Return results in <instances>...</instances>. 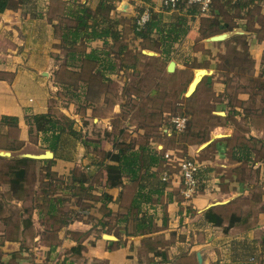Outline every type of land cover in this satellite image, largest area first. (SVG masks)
I'll return each instance as SVG.
<instances>
[{"label": "crops", "instance_id": "1", "mask_svg": "<svg viewBox=\"0 0 264 264\" xmlns=\"http://www.w3.org/2000/svg\"><path fill=\"white\" fill-rule=\"evenodd\" d=\"M71 3L85 4L100 16L98 20L107 17L119 22L118 39L106 36L91 41L85 49L87 54L95 51L100 58L108 57L106 78L99 81L115 86L113 95L90 93L81 103L65 97L67 80L62 78V69L80 74L88 67L94 79L100 66L70 65L60 48L54 26L63 16L62 12L56 15V10ZM213 4L212 11L199 16L195 7L165 10L159 0L9 1L0 13V171L8 160L24 158L59 177V188L65 187L62 181L66 183L71 174L81 172L88 175L84 186L91 189L82 198L56 191V197L67 199L58 207L57 219L65 214L63 223L36 206L45 196L46 178H27L25 193L17 195L10 178L0 175V264H264V11L257 0H245L233 9L224 6L223 0H213ZM101 6L105 10H99ZM147 8L158 18L160 33L153 31L149 38H142L133 34V23ZM214 19L224 30L202 38V20ZM180 27L185 32L182 37L169 48L163 46L161 39L174 37ZM221 35L225 36L222 41H211ZM236 39L247 42L252 61L247 78L233 79L226 65L219 68L213 60L216 57L231 65V56L243 52ZM199 43L201 51L193 50ZM161 56H167L165 71L169 74L185 70L192 62L205 65L193 67V79L200 71L205 73L190 96V108L199 113L196 107L203 101L204 116L215 122L202 133L193 126L185 140L172 134L170 124H160L157 140L149 146L127 140L129 149L143 155L136 162V174L125 175L118 187L106 188L105 171L93 164L113 152L115 135L121 133L115 120H125L121 125L125 128L120 129L137 136L130 131L137 126L135 120H143L149 111L148 117H153L155 110L141 104L137 99L141 91L135 86L143 83L139 69L145 66L140 59L157 61ZM170 62L175 63L172 73L167 71ZM156 88L147 95L157 96ZM46 114L73 121L77 131L91 129L92 123L101 130L89 136L100 147L85 148L64 134L58 149L49 150L42 135H31L27 124V119ZM138 130L144 132L141 127ZM169 150L195 158L201 165L197 174L201 191L190 202L182 199L176 169H170L169 182L161 180L162 155ZM46 151L52 158L25 157ZM154 151L159 157L155 164L151 162ZM6 153L9 156L2 155ZM241 201L245 202L242 207L229 210ZM208 210L223 217L222 227L206 221ZM231 213L241 221L224 232Z\"/></svg>", "mask_w": 264, "mask_h": 264}, {"label": "trees", "instance_id": "2", "mask_svg": "<svg viewBox=\"0 0 264 264\" xmlns=\"http://www.w3.org/2000/svg\"><path fill=\"white\" fill-rule=\"evenodd\" d=\"M9 1L10 0H0V13L3 12L9 6ZM244 1L232 3L230 0H223V3L225 4L224 6H226L227 8L233 9L241 5ZM259 1L260 0H257L258 6L259 8H261ZM58 4H60V2ZM213 6L214 4L212 0L210 11H212ZM100 9L105 10L103 6H101L99 10ZM165 10H169V9H165ZM189 10H193V8ZM143 11L144 9L139 13V15ZM60 12H62L63 21L55 25L54 29H55V33L59 36L60 39V48L68 56V60H69L68 64L70 65H73L75 63L82 64L81 68L82 67L84 68V65L92 67V65L99 64L104 69L100 68L99 66V70L97 71V73L96 72L94 73L95 75L94 77L100 81L105 79L106 78L105 72H107V69H105L104 65L107 62L108 57L100 58V56L94 53L95 51L87 54L85 52V49L87 44L90 43L91 41H95L97 39H104L106 38V36L113 37V39L115 40L118 39V36L121 33L118 30L119 22L118 21L110 22L109 19H107V17H103V18L101 17L103 20H98L96 17H100V16L93 15L91 10L85 4L71 3L70 5L67 4V6L63 5V8L60 10ZM136 19L133 23L134 35L142 38H149L153 31H157L160 33L159 20L157 18L156 21V16L153 14V11H151V17L149 22L145 25V27H143L140 30H137L136 28V24H135ZM202 22H203L201 28L202 38H205L207 36L213 35L215 33L224 30V27L223 28L220 27V22L217 19L211 21L202 20ZM184 33H185L184 30L180 27V30L175 31L174 37H171L169 35L168 37L161 39V43L163 44V46L169 48L171 44L180 37H182ZM234 42L235 43L238 42L237 44L241 46L243 52L239 56L232 55L231 56L232 59L237 57L234 59L233 64L230 65V62L228 61V63L225 65L227 68L230 67L236 68L237 72L240 73L241 75L242 74L246 75L247 72L249 74V69H251L252 67V61L246 51L247 42L246 41L244 42L242 40L240 41L237 39ZM65 73L72 75L78 74L68 70H66ZM90 84L91 82L89 81V79H85V78H83L81 84L77 86H73V84L67 82V84L63 88L65 97L69 101L75 100V101H80L81 103L82 102L81 99H82L83 102H86L88 95L90 94V86H91ZM185 100L190 102V100H192V97L185 98ZM180 111L182 112L180 113L177 112L175 114L185 115L188 117L187 127L183 133L178 134L172 130L173 131L172 134L176 136H182L184 139H186L189 136L188 131L191 128V123L189 122L190 118L184 109ZM190 117H192L191 114ZM13 122H15V120L11 119V124H13ZM27 124L29 125L30 128V134L42 135L43 142L45 143L47 148L53 152H55L58 149V146L62 139V135L64 134L73 137L76 140H79L85 148L91 147L93 148V150H97L100 147V143L98 140H94L88 136L82 135L81 131H77L74 129L73 121L65 117L57 118L50 114L33 116L27 119ZM114 139L115 140L113 142V146H114L113 152L103 154L102 161H98L97 163L93 164L95 167H98L102 171H105L106 174L105 178H107L106 188H114L120 186L122 184V178L125 175H131V176L135 175L136 162L139 160V158H141V156H143L142 154L133 152L131 149H129L128 144L119 141L120 139L118 134L115 135ZM155 151L154 153H152L154 158L151 160V162L154 164L155 161L157 162V158H159L155 156L157 155V152ZM0 161L3 160L0 159ZM106 161L111 164H107ZM4 164L5 165H3L4 166L3 170L5 169V171L3 170L0 171L1 178H10L11 180L10 185L11 186L13 185V188L17 190V195H22L25 193V183L27 182V177L29 173L31 174L34 173L39 178L47 179V182L50 185L48 186L47 184L46 186L42 187V191L45 196L42 200L39 199V201H42L41 203H39L41 205L37 203L36 206L40 210H42V208L48 210V214L50 215L52 220L61 221L63 223L65 222V217H64L65 214L64 216H62L63 217L62 219L58 220L57 213L58 211H60L58 210V207L60 208L63 207L67 199L56 197L55 194L57 190H61V192H68L71 197L74 196V197L82 198L83 194L88 193L89 190L91 189L89 187L84 186L85 178H87L88 176L85 173L80 172V173L71 174L68 177L69 179L66 183L62 181V183L65 184V187L59 188L61 185V181L57 179L59 177H57L54 173L50 172L47 167L44 169L43 168L39 169V167L37 168L35 161L22 158V159L8 160ZM103 199L107 200L108 197L103 196ZM2 210H3V204H1L0 202V211ZM205 219L215 227H222L224 223L223 217L220 214L216 213L214 210H208L205 213ZM240 221L241 219L238 215H236V213H231L228 216L227 226L223 229V231L227 232L229 228L238 224V222Z\"/></svg>", "mask_w": 264, "mask_h": 264}, {"label": "rangeland", "instance_id": "3", "mask_svg": "<svg viewBox=\"0 0 264 264\" xmlns=\"http://www.w3.org/2000/svg\"><path fill=\"white\" fill-rule=\"evenodd\" d=\"M56 8H57V6L55 7V9ZM56 11H57L56 15H59L60 9H58ZM263 18H264V12H263ZM261 23L264 26V20H262ZM199 41H200V39H199ZM196 43H198V42H196ZM146 46L150 47L151 45H146ZM157 48H158V45H157ZM201 49H202L201 43L195 45L193 48V50H199V51H201ZM235 58H237V57H235ZM213 60H215V63L217 64V66H219V68L224 67L223 65H225V62L222 63V60H221V62H219V60L216 57H213ZM140 61H141V64L144 65L145 67H144V70H142V68L139 69L143 74L141 76L142 79L140 80V81H143V83L140 84V87H138V88H137V86H135V89L138 90L139 93L141 91L140 96L137 99L141 101V104H142V102H144L146 104V106L148 107L147 109L152 108V110H155V113H153V117H152V115H151V117H148V114L150 111L146 112L147 116L142 117V118H144L143 120L133 119V120H135L137 126H134L135 128H130V131H134L137 136H131L132 135L131 132H129V131L126 132L125 129H123V128L120 129L121 127H124L121 125L125 120H121V119L115 120L117 122V123H115V125L117 126V130L121 131V133H118L119 139H120L119 141L127 144L126 141L130 140V141H134L135 143H142V144L145 143L147 146H149V144L151 142H155V140H157V132H158L157 128L161 126L160 124H165V125L168 124L169 125L170 116L174 115L177 112H179V113L182 112V111H180L182 109H184L187 112V115L190 118L189 122L191 123V128L194 126L195 129L199 131L198 133H202L203 131H207L209 129V127H211V125L214 124L215 120L209 119L207 116H204L205 105L203 104V101H201L200 104L198 103L199 106L196 108L199 111V113H197L190 108L191 107L190 104H192L193 102L190 103L189 101L185 100V98H187L186 92H187L189 83L193 79V71H192L193 67H201V66L205 67V65H203L202 63L192 62L191 66H184L183 67V68H185V70L180 71L179 73L177 72L175 74H169L165 71L166 64L168 62V59L166 56H161V58H157V61H154L153 59L152 60L140 59ZM233 62H232V64H233ZM227 63L228 62H226V64ZM188 67H190V68H188ZM63 70L64 69H62V71H61L63 74L62 78L65 81L67 80V82L73 84V86L79 85L78 82L82 81L83 78L89 79V81L92 82L91 84H93L92 86H90L91 95H95L96 92H98V93L102 92L103 93L104 91L110 95L117 93V88L115 86H113L111 84L110 85L109 84L108 85H105V84L102 85V83H100L97 78L92 79L91 78V72H89L88 67L83 69L82 72L80 74H77V75L67 74V73H65L66 71H63ZM227 71L231 72V76L233 79H237L239 77H244V78L249 77L248 72L246 73V75L245 74H242V76L238 75L236 68L231 69V67H230V68H227ZM196 74H197V72H196ZM201 81H202V78H201ZM134 82H136V81L134 80ZM154 85H157V88H156L157 89V96L154 97L151 95L150 96L147 95L148 90L153 89ZM132 92L134 93L133 89H132ZM198 96L199 95H196L195 98H193L194 102H196ZM179 104H182V105H179ZM188 112H189V114H188ZM194 112H195V118L191 119L190 114H191V116H194ZM162 114H165V116L161 117ZM199 114H200V116H199ZM131 122H132V120H131ZM83 123L89 124V123H91V121L90 122H82V124ZM91 126L92 127L89 130L82 131V129H81L82 135L89 136L90 133H91V135H96V133H97L96 131L101 130V129H98L97 127H94V125L92 123H91ZM140 127L144 129L143 130L144 134L140 130H138ZM191 132L194 133V131H191ZM128 136H130L131 138L128 139ZM92 137H95V136H92ZM189 140L194 142L193 140H195V139L189 138ZM197 142H199V141L197 140ZM170 151H172V150H169L166 152H170ZM172 152H178L177 157H179V158L183 157L182 153H180L177 150L172 151ZM164 154H163V156H164ZM1 167H2V165H0V168ZM3 168H4V166H3ZM3 171H5V169ZM27 178H39V177H37V175L34 173L33 174L29 173ZM244 203L245 202H242V201L237 202L236 204L231 206V208H229V210L230 209L235 210L237 208H240V207H242V205Z\"/></svg>", "mask_w": 264, "mask_h": 264}, {"label": "built area", "instance_id": "4", "mask_svg": "<svg viewBox=\"0 0 264 264\" xmlns=\"http://www.w3.org/2000/svg\"><path fill=\"white\" fill-rule=\"evenodd\" d=\"M236 3L244 0H230ZM261 9L264 11V0H260ZM163 9L177 10L180 6L186 8H197L199 16L207 15L210 12L212 0H159ZM151 17V9H144L136 19L137 30L142 29L149 22ZM188 117L185 115L174 114L170 116L169 124L174 132L183 133L187 127ZM178 152H166L163 156L165 161V169L161 173V180L165 183L171 178L170 169H176L177 175L181 183V196L183 201H192L201 191V182L198 180L197 174L201 167L195 158L187 156L177 157Z\"/></svg>", "mask_w": 264, "mask_h": 264}, {"label": "water", "instance_id": "5", "mask_svg": "<svg viewBox=\"0 0 264 264\" xmlns=\"http://www.w3.org/2000/svg\"><path fill=\"white\" fill-rule=\"evenodd\" d=\"M225 38L224 35H221V36H216V37H213L211 38V41H222L223 39ZM175 70V63L174 62H170L168 64V67H167V71L172 73L174 72ZM202 72V76L204 75V71H201ZM201 77H194V79L192 80V82L190 83L188 89H187V92H186V97H190L193 95V93L195 92L198 84L200 83L201 81ZM3 156H9V154H2ZM27 158H31V159H50L52 158V153L50 151H46L44 152L42 155H38V156H35V155H28V156H25Z\"/></svg>", "mask_w": 264, "mask_h": 264}, {"label": "bare ground", "instance_id": "6", "mask_svg": "<svg viewBox=\"0 0 264 264\" xmlns=\"http://www.w3.org/2000/svg\"><path fill=\"white\" fill-rule=\"evenodd\" d=\"M196 72H199V70L198 71H196ZM195 72V73H196ZM202 74V72L200 71L197 75H198V77L200 76Z\"/></svg>", "mask_w": 264, "mask_h": 264}]
</instances>
